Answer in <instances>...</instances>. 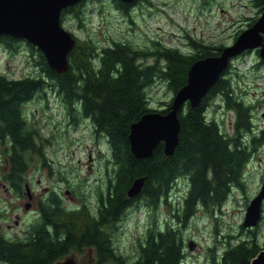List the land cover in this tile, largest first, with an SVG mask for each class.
<instances>
[{
  "label": "trees",
  "instance_id": "trees-1",
  "mask_svg": "<svg viewBox=\"0 0 264 264\" xmlns=\"http://www.w3.org/2000/svg\"><path fill=\"white\" fill-rule=\"evenodd\" d=\"M84 1L65 8L60 20L71 15L80 24ZM112 2L131 18L133 3ZM263 3V0H254L259 10ZM257 18L251 19L248 27ZM74 38L75 45L68 54V69L63 73L50 68L38 50L36 75L10 79L0 74L3 179L21 195L29 162L39 158L43 166L47 165L41 144L35 142L36 131L30 130L23 117V107L36 93L39 99H45L48 87L60 94L74 124L76 117L88 119L95 132L105 138L111 150L106 163L111 164V169L104 190L99 188L97 192L94 208L82 203L79 208L66 209L57 194L50 192L39 204V218L29 224L21 238L10 240L0 233V264H54L68 254H83L89 248L94 251L92 264H182L180 227L166 225L156 229L157 224L152 220L139 238L132 262L113 245L118 224L127 208L137 200L149 207L168 204L167 198L179 177L187 179V188L173 214L182 226L198 205L206 210L219 209L232 187L243 189V171L251 150L264 142V133L253 136L247 143L240 138L243 131L251 130L250 112L255 106L237 100L230 80L221 76L197 107L186 104L178 112L179 141L172 155L167 156L160 143L150 157L136 158L130 151V125L145 113H166L171 105L170 100L163 102L161 109L151 108L147 89L160 81L174 95L186 83L194 61L219 55L225 45L190 40L194 52L184 53L158 43L152 49L116 41L110 46L97 47L91 39ZM16 41L8 35L0 36V44L9 50ZM28 47L36 52L31 44ZM216 97L221 98L223 106L237 111L233 134H226L217 120L206 116L207 108ZM39 140L42 143V138ZM139 177L144 178L140 194L128 198L127 189ZM244 231L241 225L238 235H228L234 240L222 248L214 264H250L264 249V241L259 243L262 233L258 226Z\"/></svg>",
  "mask_w": 264,
  "mask_h": 264
},
{
  "label": "rangeland",
  "instance_id": "rangeland-1",
  "mask_svg": "<svg viewBox=\"0 0 264 264\" xmlns=\"http://www.w3.org/2000/svg\"><path fill=\"white\" fill-rule=\"evenodd\" d=\"M261 12L262 8L259 10L254 0H138L129 12L130 18L117 10L112 0H85L80 24L71 15L64 16L60 22L73 36L79 40L91 39L97 47L110 46L116 41L152 49L153 44L158 43L192 53L194 47L189 44L190 40L207 45H230ZM17 40L12 50L0 44V74L10 79L36 75V52L27 42ZM243 52L231 59L232 75L224 77L230 79L237 100L255 106L250 117L251 130L243 131L240 136L247 143L254 125L264 128V60L256 53L258 49ZM44 94L45 99H39L36 93L23 107L26 124L36 131L35 142L41 144L47 161L43 166L39 158H33L28 164L25 178L33 196L29 208L24 206L29 201L26 194L15 193L3 179L0 146V232L7 236L26 232L29 224L39 218V204L50 192L57 194L66 209L79 208L82 203L94 208L97 192L99 188L104 190L111 169V164L106 163L110 147L103 136L95 134L90 121L76 117L74 124L60 94L51 87ZM147 96L151 108L161 109L163 102L172 100L173 93L165 83L156 81L147 89ZM206 116L217 120L223 132L233 134L234 112L222 105L221 98L211 101ZM242 178L243 189L232 187L219 209L206 210L198 205L182 226L173 214L187 188V179L179 177L167 198L168 204L149 207L137 200L127 208L114 233L113 245L133 262L139 238L154 220L156 229L166 225L180 227L182 264L216 263L222 248L234 240L228 235L240 233L246 205L257 194L264 179V142L251 150ZM262 207V217L257 224L262 233L260 244L264 241V202ZM253 228L243 229L246 232ZM190 241L194 243L193 249L188 247ZM93 256L94 251L89 248L83 254H68L59 263H65L68 258L70 264H92Z\"/></svg>",
  "mask_w": 264,
  "mask_h": 264
},
{
  "label": "water",
  "instance_id": "water-1",
  "mask_svg": "<svg viewBox=\"0 0 264 264\" xmlns=\"http://www.w3.org/2000/svg\"><path fill=\"white\" fill-rule=\"evenodd\" d=\"M80 1L82 0H0V36L8 35L31 44L41 51L50 68L63 73L68 69V54L75 45V38L62 26L60 18L65 8ZM122 1L134 3L136 0ZM261 8L262 12L254 23L242 30L219 55L200 58L191 64L186 83L175 92L166 113L148 112L130 125L128 140L130 151L136 158L150 157L160 143L167 156L173 154L179 141L178 112L186 104L197 107L233 57L245 50L258 49L259 58L264 60V3ZM143 184V177L134 179L126 192L128 198L139 195ZM25 194L29 201L24 206L29 208L33 196L28 184H25ZM263 201L264 179L259 191L245 208L241 224L243 228L257 226L262 217ZM188 247L193 249L194 243L188 242ZM64 262L59 263L58 260L54 264H70L68 258ZM250 264H264V249L257 253Z\"/></svg>",
  "mask_w": 264,
  "mask_h": 264
},
{
  "label": "flooded vegetation",
  "instance_id": "flooded-vegetation-1",
  "mask_svg": "<svg viewBox=\"0 0 264 264\" xmlns=\"http://www.w3.org/2000/svg\"><path fill=\"white\" fill-rule=\"evenodd\" d=\"M137 1L138 0H136L134 3H133V5L130 7V10L132 9V7H134V5L137 3ZM115 8L117 9V10H119V8H117L116 6H115ZM257 53V52H256ZM35 67H36V70H37V73H38V49L36 48V61H35ZM225 75H232L231 74V72H230V69L229 68H227L226 69V71L224 72V75H222V77L223 78H225L224 76ZM230 80V79H229ZM233 110V112H234V122H233V120L231 121V125H232V127H234V124H235V118L237 117V111L236 110H234V109H232ZM252 111L253 110H251V112H250V115H252ZM94 132H95V129H94ZM264 133V128H260V124H256V125H254V127H252V132H251V135H250V138H252L253 136H257V135H259V134H263ZM95 134H97L96 132H95ZM100 136H101V134H99ZM250 141H252V139H250ZM8 184V183H7ZM9 188L10 189H12L10 186H9ZM38 219V218H37ZM0 233H3V232H0ZM8 239H10V240H14V239H19V238H21L22 237V235H24L25 234V232H24V234H19V235H13V236H7L5 233H3Z\"/></svg>",
  "mask_w": 264,
  "mask_h": 264
}]
</instances>
